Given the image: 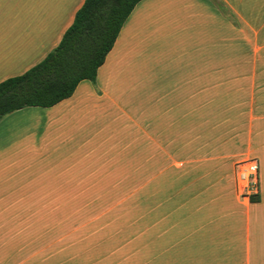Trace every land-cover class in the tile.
Returning a JSON list of instances; mask_svg holds the SVG:
<instances>
[{
  "label": "crops",
  "instance_id": "crops-1",
  "mask_svg": "<svg viewBox=\"0 0 264 264\" xmlns=\"http://www.w3.org/2000/svg\"><path fill=\"white\" fill-rule=\"evenodd\" d=\"M84 2L0 0V83L42 62ZM263 53L264 0L140 1L94 84L0 121V264H264ZM159 147L175 152L157 176L176 170L181 187L83 184L127 150L141 180ZM247 155L261 189L243 204L233 166ZM109 195L135 199L25 204Z\"/></svg>",
  "mask_w": 264,
  "mask_h": 264
},
{
  "label": "trees",
  "instance_id": "trees-1",
  "mask_svg": "<svg viewBox=\"0 0 264 264\" xmlns=\"http://www.w3.org/2000/svg\"><path fill=\"white\" fill-rule=\"evenodd\" d=\"M140 1L85 0L60 44L42 62L0 83V121L24 108H50L68 99L83 80L94 84L123 23Z\"/></svg>",
  "mask_w": 264,
  "mask_h": 264
},
{
  "label": "rangeland",
  "instance_id": "rangeland-1",
  "mask_svg": "<svg viewBox=\"0 0 264 264\" xmlns=\"http://www.w3.org/2000/svg\"><path fill=\"white\" fill-rule=\"evenodd\" d=\"M261 59L264 60V53L262 54ZM161 144H164V142ZM163 150L168 151L171 155H173L175 152L173 149L159 147L157 166L153 165L152 171H150L151 166L149 163L143 164L141 166V180L134 179V177L137 178V176H139L137 173L138 166L134 164L135 159L133 157L132 150H127V155L125 157H120L118 164L111 165L110 171L108 173L94 174L93 180L83 182V184H87L88 187H92L97 190H104V192H108L109 194H116L117 192H121V190L127 189L150 190L181 187V184H183L184 181L181 182L179 176L177 179L176 170L170 169L157 176L158 173L161 172L165 167V162L163 160ZM142 160L144 161V156ZM259 176H261V171H259ZM235 198L239 203H250L246 202L242 197H239L236 194ZM134 199V197L114 195L79 197H25V204H126L133 203Z\"/></svg>",
  "mask_w": 264,
  "mask_h": 264
},
{
  "label": "built area",
  "instance_id": "built-area-1",
  "mask_svg": "<svg viewBox=\"0 0 264 264\" xmlns=\"http://www.w3.org/2000/svg\"><path fill=\"white\" fill-rule=\"evenodd\" d=\"M259 161L252 156H244L233 166L234 192L246 202L259 196L260 176Z\"/></svg>",
  "mask_w": 264,
  "mask_h": 264
}]
</instances>
